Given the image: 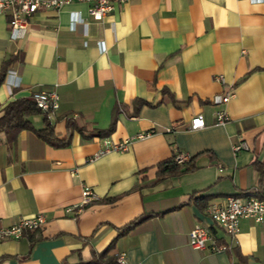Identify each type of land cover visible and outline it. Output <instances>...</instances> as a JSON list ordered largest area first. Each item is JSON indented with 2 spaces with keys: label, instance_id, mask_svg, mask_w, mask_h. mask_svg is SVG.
Masks as SVG:
<instances>
[{
  "label": "crops",
  "instance_id": "1",
  "mask_svg": "<svg viewBox=\"0 0 264 264\" xmlns=\"http://www.w3.org/2000/svg\"><path fill=\"white\" fill-rule=\"evenodd\" d=\"M87 8L39 10L15 36L0 14V66L12 58L18 84L6 73L0 117L9 101L47 90L59 98L54 132L70 133L68 119L84 129L60 147L28 129L13 143L0 133V227L46 220L0 241V264H115L121 252L127 264H264V219H240L230 250H196L188 240L201 225L229 243L207 207L264 193V3L127 0L99 21ZM135 99L146 102L137 111ZM222 111L229 121L218 124ZM197 114L205 125L190 130ZM114 116L110 135L87 137ZM44 117L29 121L41 128ZM125 139L126 150L109 149ZM240 143L247 149L234 153ZM178 153L188 156L181 168H192L160 175ZM83 186L98 199L65 212L80 204Z\"/></svg>",
  "mask_w": 264,
  "mask_h": 264
},
{
  "label": "built area",
  "instance_id": "2",
  "mask_svg": "<svg viewBox=\"0 0 264 264\" xmlns=\"http://www.w3.org/2000/svg\"><path fill=\"white\" fill-rule=\"evenodd\" d=\"M84 2L88 5L87 11L93 20H102L108 13L112 12L115 4H122L127 0H0V14L9 16L10 33L15 36L18 32L26 29L29 25V18L37 11L42 9H58L62 5L71 2ZM255 3H264V0H250ZM80 21V19H79ZM74 23L71 22V28ZM8 80L11 86H17L15 81V71H7ZM221 79V78H220ZM229 95L222 98V102L229 99ZM31 98L35 102L40 112L50 120L54 117L59 107V98L55 92L47 90L34 91ZM216 121L218 124H225L229 117L225 112H217ZM205 125L204 118L197 114L191 118L188 128L198 130ZM148 134L139 133L135 138H145ZM131 139H125L112 144L109 149L116 151L126 150ZM246 150L244 143L232 146L234 153L239 150ZM108 151V149H106ZM172 161L176 164H183L188 161V156L178 153L173 156ZM98 199V196L89 186H83L82 200L80 204L68 206L65 212L79 213L83 207L90 202ZM207 213L210 216L214 227L221 229L223 233L230 238L229 243H217V239L212 235L211 230L206 226L195 225L188 233L189 244L193 249L201 250L209 246L211 250H230L236 243V236L239 232V220L242 218L252 219L255 222H261L264 219V199L259 198L255 193L228 196L219 202H214L207 207ZM45 217L37 214L32 218H22L18 222L7 227H0V241L6 239H19L26 230H37L45 223ZM115 264H127L124 253H119L115 259Z\"/></svg>",
  "mask_w": 264,
  "mask_h": 264
},
{
  "label": "trees",
  "instance_id": "3",
  "mask_svg": "<svg viewBox=\"0 0 264 264\" xmlns=\"http://www.w3.org/2000/svg\"><path fill=\"white\" fill-rule=\"evenodd\" d=\"M13 59L4 60L0 66V85L4 81L7 70L12 63ZM133 104L136 106V111L144 104L145 101L141 99H135ZM40 110L36 107L35 102L31 97L17 98L6 103L3 107V115L0 117V133L3 132L6 135L7 141L15 142L18 133L21 130L28 129L32 130L38 137L46 141L47 143L60 147L68 144L71 138V132L77 130L80 133L84 132V129L78 126L72 119H68L66 126L70 130L64 138H60L52 127V124L44 117V126L41 128H35L29 121V117L40 114ZM115 116L112 118L109 126L105 129L93 128L89 131L87 137H104L110 135L115 128ZM182 164H176L172 160L163 162L160 165L158 173L164 175H173L176 172H181L189 170L192 166H187L181 168ZM260 169V168H259ZM262 173V172H261ZM251 194V193H247ZM238 195V194H237ZM257 195V194H256ZM258 197L264 199V193L258 191ZM150 215L144 216L140 220L132 221L128 224H125L121 229V234L131 229L135 224H138L140 221H143L149 218Z\"/></svg>",
  "mask_w": 264,
  "mask_h": 264
},
{
  "label": "rangeland",
  "instance_id": "4",
  "mask_svg": "<svg viewBox=\"0 0 264 264\" xmlns=\"http://www.w3.org/2000/svg\"><path fill=\"white\" fill-rule=\"evenodd\" d=\"M39 115V114H38Z\"/></svg>",
  "mask_w": 264,
  "mask_h": 264
}]
</instances>
